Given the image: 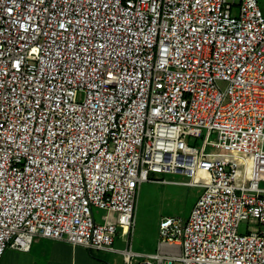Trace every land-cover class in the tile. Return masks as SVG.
<instances>
[{
	"label": "built area",
	"instance_id": "obj_1",
	"mask_svg": "<svg viewBox=\"0 0 264 264\" xmlns=\"http://www.w3.org/2000/svg\"><path fill=\"white\" fill-rule=\"evenodd\" d=\"M258 1L0 0V260L37 236L119 251L121 232L126 264H264ZM151 173L202 192L139 253Z\"/></svg>",
	"mask_w": 264,
	"mask_h": 264
},
{
	"label": "rangeland",
	"instance_id": "obj_2",
	"mask_svg": "<svg viewBox=\"0 0 264 264\" xmlns=\"http://www.w3.org/2000/svg\"><path fill=\"white\" fill-rule=\"evenodd\" d=\"M239 0H236V3ZM231 3L232 0H227ZM259 7L264 15V0H259ZM150 179L160 182H143L138 192L135 208V224L131 235V243L134 251H158L159 224L165 217L187 220L191 210L198 199L202 189L188 187L171 183L172 181H184L186 177L181 174L151 173ZM166 180L168 183H162ZM264 187V182L261 183ZM97 222H103L102 216L106 211L100 208H93ZM115 213L110 214L113 221ZM248 222H242L238 231L246 233ZM124 235L118 233L115 247H124L122 239Z\"/></svg>",
	"mask_w": 264,
	"mask_h": 264
},
{
	"label": "crops",
	"instance_id": "obj_3",
	"mask_svg": "<svg viewBox=\"0 0 264 264\" xmlns=\"http://www.w3.org/2000/svg\"><path fill=\"white\" fill-rule=\"evenodd\" d=\"M116 248L119 251L123 249V247ZM119 251L93 249L82 245L73 246L64 240L37 236L28 251L8 247L0 264H126Z\"/></svg>",
	"mask_w": 264,
	"mask_h": 264
}]
</instances>
